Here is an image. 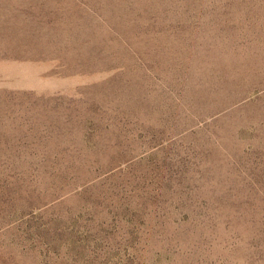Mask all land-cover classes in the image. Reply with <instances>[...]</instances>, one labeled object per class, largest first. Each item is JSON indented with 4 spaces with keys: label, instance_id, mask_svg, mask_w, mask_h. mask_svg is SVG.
Instances as JSON below:
<instances>
[{
    "label": "rangeland",
    "instance_id": "obj_1",
    "mask_svg": "<svg viewBox=\"0 0 264 264\" xmlns=\"http://www.w3.org/2000/svg\"><path fill=\"white\" fill-rule=\"evenodd\" d=\"M0 264H264V0H0Z\"/></svg>",
    "mask_w": 264,
    "mask_h": 264
}]
</instances>
